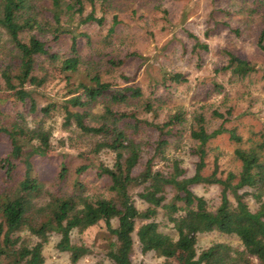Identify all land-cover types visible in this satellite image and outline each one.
Instances as JSON below:
<instances>
[{
    "label": "trees",
    "instance_id": "obj_1",
    "mask_svg": "<svg viewBox=\"0 0 264 264\" xmlns=\"http://www.w3.org/2000/svg\"><path fill=\"white\" fill-rule=\"evenodd\" d=\"M254 1L264 18V0ZM98 5L112 6V0H0V137L10 144L0 156V264H47L44 248L53 235L60 238L57 249L77 264L94 244L75 241L72 233L91 229H99V247L113 264H135L136 242L143 253L169 262L179 256L180 264H264V130L248 140L237 132L230 137L237 143L239 165L224 176L222 152L212 141L224 134L233 108L214 109L212 118L223 122L211 129L212 118L201 112L191 120L181 109L162 114L164 100L157 90L167 86L166 75L149 92L141 85L105 79L104 74L139 54L108 55L105 63L84 58L81 42L90 43L92 37L78 29L103 23ZM114 30L112 25L109 36ZM65 38L70 41L67 51L57 48ZM257 46L264 53V27ZM195 47L206 49L208 43L197 41ZM226 53L221 70L238 81L259 70L257 62ZM58 68L66 79V94L41 105ZM120 76L130 79L123 72ZM170 77L182 80L181 73ZM8 100L25 110L5 116L1 105ZM57 113L68 132L64 146L75 148L83 161L70 169L63 156L54 181L47 182L35 174L34 162L53 150V131L46 122ZM143 126L158 133L146 161L136 137ZM185 133L197 156L190 175L176 152ZM104 153L113 155L112 164L102 159ZM208 167L212 170L205 173ZM90 168L105 180V191L93 193L81 180ZM197 185L220 186L219 202L211 205L195 192ZM210 232L237 236L242 249L226 241L199 248L200 235Z\"/></svg>",
    "mask_w": 264,
    "mask_h": 264
},
{
    "label": "rangeland",
    "instance_id": "obj_2",
    "mask_svg": "<svg viewBox=\"0 0 264 264\" xmlns=\"http://www.w3.org/2000/svg\"><path fill=\"white\" fill-rule=\"evenodd\" d=\"M259 9L261 6L254 0H112V6H97V16L104 18L103 23L93 22L78 29L87 31L92 37L90 43L85 39L81 42V52L84 58L103 63L108 55L121 58L137 52L139 55L132 54L125 65L104 74V78L120 85H141L149 92L154 81L166 75L167 86H159L157 90L164 100L163 115L181 109L188 120L200 112L210 120L214 109L225 112L227 107H232L233 113L225 123L224 134L212 141V145L222 152L220 165L225 176L239 165L234 154L237 143L230 137L237 132L248 140L264 130V53L257 46L264 18ZM90 10L91 7H87V11ZM112 25H115V30L109 36ZM197 41L208 43V48L195 47ZM69 45V39L65 38L57 48L67 51ZM227 51L257 62L259 70L244 81L231 77L221 70L227 63ZM122 72L130 79L121 77ZM175 73H181L182 80L170 77ZM45 92L48 96L40 98L41 105L45 99H59L66 94V79L59 68ZM1 107L5 116L10 118L25 110L23 104L13 100L2 103ZM222 122L220 118H212L210 128L214 129ZM62 124L63 117L59 113L47 119L46 126L53 131V150L46 157H37L34 162L35 174L47 182L54 181L64 161L63 156H66L70 169H75L83 161L75 148L71 149L68 144L64 146L62 139L68 137V132ZM136 137L143 143V161H146L153 154L152 144L158 133L143 126L136 131ZM182 139V148L176 152L184 160L190 175L195 170L197 156L191 153L192 142L188 133ZM9 150V142L0 137V156ZM101 157L112 164V154L104 153ZM212 159L210 156L209 161ZM163 166L162 162L158 164V167ZM211 170L208 167L205 173ZM80 178L93 193L105 191V180L97 177L94 168ZM194 190L204 195L211 205L220 200L221 187L218 185H197ZM247 200L252 208L256 207L253 198ZM137 203L143 207L140 200ZM162 229L170 231L165 227ZM98 230L72 233L75 241L94 244L92 253L77 264H113L101 252ZM59 239V235H53L46 244V263L72 264L69 254L57 249ZM213 241H226L234 248L242 249L237 236L219 232L201 234L198 246L202 248ZM133 261L135 264H180V257L166 261L153 252L143 253L136 242Z\"/></svg>",
    "mask_w": 264,
    "mask_h": 264
}]
</instances>
